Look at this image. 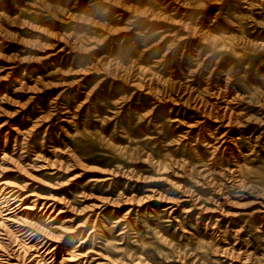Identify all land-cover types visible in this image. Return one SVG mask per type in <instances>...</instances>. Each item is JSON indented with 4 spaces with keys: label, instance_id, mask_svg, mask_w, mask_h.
I'll use <instances>...</instances> for the list:
<instances>
[{
    "label": "rangeland",
    "instance_id": "1",
    "mask_svg": "<svg viewBox=\"0 0 264 264\" xmlns=\"http://www.w3.org/2000/svg\"><path fill=\"white\" fill-rule=\"evenodd\" d=\"M0 264H264V0H0Z\"/></svg>",
    "mask_w": 264,
    "mask_h": 264
},
{
    "label": "bare ground",
    "instance_id": "2",
    "mask_svg": "<svg viewBox=\"0 0 264 264\" xmlns=\"http://www.w3.org/2000/svg\"><path fill=\"white\" fill-rule=\"evenodd\" d=\"M159 16V15H158ZM140 20H141V18H140ZM138 23V22H137ZM187 36V35H186ZM257 44V43H256ZM160 46V45H159ZM156 49V48H155ZM158 50V49H157ZM164 54H166V53H164ZM222 106V105H221ZM198 107V106H197ZM201 109V108H200ZM232 112V111H231ZM204 113V112H203ZM230 113V112H229ZM205 114V113H204ZM209 116V115H208ZM198 120H200V119H198ZM202 120V119H201ZM224 133V132H223ZM228 136V135H227ZM230 137V136H229Z\"/></svg>",
    "mask_w": 264,
    "mask_h": 264
}]
</instances>
